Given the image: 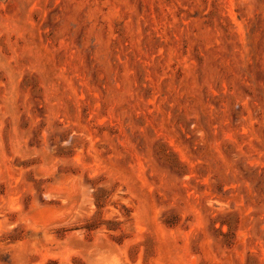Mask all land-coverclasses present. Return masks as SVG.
I'll return each instance as SVG.
<instances>
[{
    "label": "rangeland",
    "instance_id": "1",
    "mask_svg": "<svg viewBox=\"0 0 264 264\" xmlns=\"http://www.w3.org/2000/svg\"><path fill=\"white\" fill-rule=\"evenodd\" d=\"M0 264H264V0H0Z\"/></svg>",
    "mask_w": 264,
    "mask_h": 264
}]
</instances>
